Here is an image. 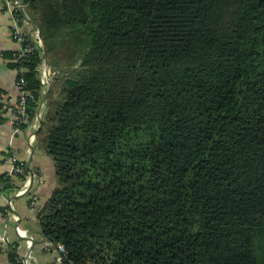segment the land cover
I'll list each match as a JSON object with an SVG mask.
<instances>
[{
  "label": "trees",
  "instance_id": "trees-1",
  "mask_svg": "<svg viewBox=\"0 0 264 264\" xmlns=\"http://www.w3.org/2000/svg\"><path fill=\"white\" fill-rule=\"evenodd\" d=\"M22 1L52 76L39 223L60 264H264V0ZM1 60L32 96L25 130L45 55Z\"/></svg>",
  "mask_w": 264,
  "mask_h": 264
},
{
  "label": "crops",
  "instance_id": "crops-1",
  "mask_svg": "<svg viewBox=\"0 0 264 264\" xmlns=\"http://www.w3.org/2000/svg\"><path fill=\"white\" fill-rule=\"evenodd\" d=\"M4 4V1L0 0V89L6 90L7 93L16 97L18 93L15 85L17 72L8 68L6 63L1 60L3 52L17 50L19 47L11 35V17ZM28 22L24 23L28 27L27 32H30L32 36L36 34L39 36L38 30L34 31L32 26H28ZM47 89L46 87L44 94ZM42 109H45V103ZM41 112L40 117L37 116L40 123L39 129L34 131L32 130L34 122L30 124L31 127L20 131H16L7 121L0 122V176L7 171L4 159L9 150H12L29 168V180L31 181V178L34 180L23 195L18 194L21 185H23V182L18 179L16 183L20 188L17 191L8 196L0 194V264H12L8 253L14 247L24 264H35V260L32 258V250L36 245L37 237L41 236V232L37 230L40 226L39 212L56 187L53 163L45 151L36 145L44 111ZM33 134L35 140L31 142V135ZM25 197L26 201L19 199ZM35 197L36 205L32 208L31 201H34ZM27 237L28 239L32 237L31 247L28 246ZM39 241H43L42 236ZM46 245L47 243L43 246L44 251ZM53 251L56 250L46 252ZM59 258L61 259V255ZM59 258L51 255L49 259L37 262V264H59Z\"/></svg>",
  "mask_w": 264,
  "mask_h": 264
},
{
  "label": "built area",
  "instance_id": "built-area-1",
  "mask_svg": "<svg viewBox=\"0 0 264 264\" xmlns=\"http://www.w3.org/2000/svg\"><path fill=\"white\" fill-rule=\"evenodd\" d=\"M5 9L11 17V35L15 42L18 44L17 51L21 55L32 53L36 50H42V42L40 37L36 34L32 36V44L24 45L26 41L27 33L22 29L21 22L18 13L23 10L24 3L22 0H3ZM50 72H47L44 64L41 70V83L48 85ZM16 89L18 91L16 97L9 93H3L0 91V113L5 117V121L10 123L16 131H20L21 127L25 124H29L30 117L28 112V100L32 97L24 91L25 81H16ZM40 117V116H39ZM35 140V135L31 136V142ZM4 165L7 167V175H13L18 177L26 176V180L23 182L22 189L18 192L19 195H23L28 191L30 186L29 176H27V165L21 160L12 150H9L7 156L4 159ZM36 198H34V201ZM33 201V205H34ZM32 245V237H29L28 246ZM53 250L52 245L45 246V251Z\"/></svg>",
  "mask_w": 264,
  "mask_h": 264
},
{
  "label": "rangeland",
  "instance_id": "rangeland-1",
  "mask_svg": "<svg viewBox=\"0 0 264 264\" xmlns=\"http://www.w3.org/2000/svg\"><path fill=\"white\" fill-rule=\"evenodd\" d=\"M39 119L36 117L34 119V126L32 127V130H36V129H39ZM34 135V134H33ZM32 136V135H31ZM39 147V146H38ZM29 175V173H28ZM32 179L31 178V181H30V186L32 185ZM34 181V180H33ZM22 189V185H21V188L20 190ZM19 190V191H20ZM19 199H23L24 201H26V197L25 198H19ZM17 201V200H15ZM36 205V202L34 203V205H32V208H34V206ZM39 232H41V228L40 226H38V229ZM42 236V235H41ZM41 236L40 237H37V242H36V245L34 247V249L32 250V255H33V260H35V264H37V262H40V261H44L46 259H49V257H51V255H54L55 257H60V253L58 250L56 251H53V252H46L43 250V246L47 243L44 238L42 237L43 241H39L41 239ZM27 242L29 241L28 237L26 238ZM61 263V259L59 258V264ZM48 264V263H46Z\"/></svg>",
  "mask_w": 264,
  "mask_h": 264
},
{
  "label": "water",
  "instance_id": "water-1",
  "mask_svg": "<svg viewBox=\"0 0 264 264\" xmlns=\"http://www.w3.org/2000/svg\"><path fill=\"white\" fill-rule=\"evenodd\" d=\"M30 22H31V21H30ZM31 23H32V22H31ZM38 33H39V37H40L41 42H42V45H43V46H42V50H43V53H44V55H45L44 67H45V69H46L47 72H50V67H49V61H48L47 49H46V47L44 46V43H43V41H42L40 31H38ZM47 88H48V89H47V91L45 92L44 97H43V100H42V105L40 106V108H39V110H38V114L41 113L42 107H43L44 103L46 102L47 97H48V94H49V92H50V90H51V88H52V76H51V72H50V77H49V82H48V86H47ZM40 127L42 128V121H41V125H40ZM32 182H33V179H32Z\"/></svg>",
  "mask_w": 264,
  "mask_h": 264
}]
</instances>
